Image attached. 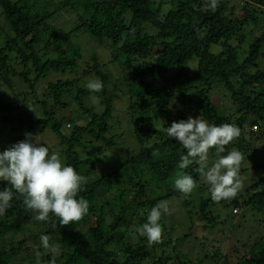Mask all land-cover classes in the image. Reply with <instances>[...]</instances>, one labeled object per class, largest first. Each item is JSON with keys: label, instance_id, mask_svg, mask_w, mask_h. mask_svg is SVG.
<instances>
[{"label": "trees", "instance_id": "obj_1", "mask_svg": "<svg viewBox=\"0 0 264 264\" xmlns=\"http://www.w3.org/2000/svg\"><path fill=\"white\" fill-rule=\"evenodd\" d=\"M50 1H45V7L53 8L48 10L38 0H0L1 16L11 31L4 34L0 28V84L5 92L13 93L12 100L0 98V123L10 126L14 121L2 114L23 109L19 120L28 124L24 134L51 128L60 139L63 162L87 178L77 198L86 199L90 207L83 220L62 227L55 217L50 222L36 221L23 197L14 195L12 207L0 215V264H43L53 259L55 264H143L148 259L152 264H166L167 249L174 243L170 236L164 233L162 243L148 246L146 237L137 231L153 206L175 195L174 180L186 150L167 136L166 128L173 121L199 116L210 124H235L241 135L222 155L233 149L244 157L249 153V122L260 130L258 134L252 131L257 136H252L253 141L264 137V0H240L243 17L234 14L232 0H219L214 11L204 10L205 0H59L57 9ZM64 9L74 12L71 19L78 24L62 32L53 21ZM80 31L100 47L88 54V61ZM257 31H263L262 35H256ZM213 45L221 47L220 53L211 51ZM98 53L104 55V62ZM196 58L197 67L191 66ZM80 60L86 64L81 65L79 79H86L87 85L98 77L103 82L101 92H90L73 78ZM107 65L115 68L105 72ZM52 73L58 75L40 99L35 88ZM14 80L18 89L32 90L40 117L29 115L33 108L11 87ZM120 86L129 92V129L138 150L105 171L98 158L124 145L119 140L125 134L118 130L113 115L117 96L112 91ZM218 91L230 102L233 113H226L229 106L216 97ZM90 95L101 100L102 111L86 104ZM64 110H76V116L60 118ZM210 159H216L215 149ZM197 168L193 163L184 171L197 181L194 191L201 197L199 208L205 220L213 221L208 216L212 206H242L258 224H264L261 182H254L229 203L215 202ZM7 186L0 182V191ZM231 214L236 217L232 210ZM86 225L90 229L85 234ZM41 235L58 245L59 257L42 247ZM177 256L178 264H189ZM238 264H264V232Z\"/></svg>", "mask_w": 264, "mask_h": 264}, {"label": "clouds", "instance_id": "obj_2", "mask_svg": "<svg viewBox=\"0 0 264 264\" xmlns=\"http://www.w3.org/2000/svg\"><path fill=\"white\" fill-rule=\"evenodd\" d=\"M218 3L219 0H205L204 10L214 11ZM86 87L90 92L99 93L103 90V82L99 79L89 80ZM92 99L95 103L99 102L98 97L94 96ZM69 127L68 124L67 128ZM252 131L254 134L260 132L255 125ZM166 134L186 150V154L180 156L179 171L174 180L175 189L184 196L190 195L197 188V181L184 171L193 163L198 166L199 175L209 185L213 201L234 199L243 191V154L233 149L222 155L226 146L241 135L238 126L232 123L210 124L200 116L189 117L187 120L173 121L166 128ZM25 136L24 140L0 151V182L8 185L0 191V215L6 214L12 207L11 201L15 195L17 198L23 197L25 207L35 214L36 221L50 222L55 217L62 227L80 222L88 214L90 207L86 199L77 198L82 186L87 183V178L73 166L66 165L58 152L50 153L49 147L38 142L31 133H26ZM212 149H215L214 160L210 159ZM241 207H236L234 213L238 214ZM170 214V202L167 200H161L148 212L147 221L137 229L141 237H146L148 246L163 242L164 229L160 220L162 216ZM40 240L45 250L53 255L58 252L57 246L50 244L48 235H41ZM40 255V252L36 253L38 259ZM51 264H55V259Z\"/></svg>", "mask_w": 264, "mask_h": 264}, {"label": "rangeland", "instance_id": "obj_3", "mask_svg": "<svg viewBox=\"0 0 264 264\" xmlns=\"http://www.w3.org/2000/svg\"><path fill=\"white\" fill-rule=\"evenodd\" d=\"M38 1L42 5V7L48 10L53 9L49 5L45 7L46 0ZM50 2H53L54 9L58 8L59 0H51ZM239 3V0L231 1V4L236 7L234 14L238 15L239 17H243L244 11L240 7ZM67 11L68 10L65 9L59 11V14H57L56 16L57 18L54 17L55 19L53 21V24H55V26H57L62 32L64 29L69 30V28L75 27L78 24L77 22H75V20L71 19L72 17H75L74 12H70V10L68 12ZM0 28L3 29L2 31L4 34L11 33L4 16H1V8ZM262 32L263 31H260L256 35H262ZM78 34L80 35L81 41L84 43V54L86 55V60L88 61V54H90L94 49L96 50L100 47L95 41L91 40V38L89 37L90 35H83L81 31L78 32ZM211 51L215 54H218L221 51V47L219 45H213L211 46ZM98 54L101 61L104 62L102 57L104 55L102 53ZM85 64V60L82 62L81 60L79 61L78 68L76 69V71H74L73 78H80L82 69L81 65H83L84 67ZM197 64V58L191 62V66L196 65L195 67H197ZM261 65L262 68H264V62ZM114 68L115 66L113 65H107L103 67V71L108 72L110 69ZM118 72H120V70H118ZM57 75L58 74L56 73H52L47 76L46 79H42L40 82H38L35 89L39 94L40 99L44 98L42 96V93L47 92V88L50 82H53L55 80L53 76L56 77ZM111 76V79L115 78V75L111 74ZM94 77L95 79H99L96 76ZM17 81L18 80H14L11 87H14V90H19V92H21V99L33 108L29 112V115L33 118L40 117L41 112L38 108L37 103H35L36 101L35 97L33 96L32 90H29L28 88L18 89L19 87ZM79 82L83 86L86 85V79H79L78 85ZM112 92L115 96H117V99H115L116 103L113 112L116 123L119 124L116 126L119 127V131H123L125 137L119 140L121 144H124L122 149L110 148L98 158L99 166H101V169L105 171L111 170L115 165L120 163L122 159L136 154L138 150L136 137L129 129L132 126L128 116V108L130 103L129 92L126 90L125 86L124 88L121 86L116 87ZM94 96L97 97L96 95H90L86 99V104L91 106L90 108H96L97 110L102 111L104 107L101 100H99L98 103L93 102L92 97ZM216 97L218 99H223L224 105L226 104L229 106V109L226 110V113H229L231 111L233 113L230 102L226 98H224V94L222 91H218ZM0 98L7 99L8 101L13 99V93L11 91L5 92L2 84H0ZM73 109H78V111H81V109L79 110V108ZM57 110L59 111L58 108ZM218 110L220 112L225 111L224 108H218ZM75 111L64 110V113H62L59 117H63L65 119L74 118L76 116ZM14 112L15 114L13 113V115L10 112H8L7 114H2L3 117H8V119L14 121L10 126L7 127L2 126V122L0 123V146L3 149H6L10 145L19 142L18 138L23 137L25 135L24 132L27 130L26 128L28 124H21L19 120V115H23L24 110L20 109ZM61 112L62 111H60V113ZM21 125L23 127L21 128V131L17 130L16 132H13L14 128L18 129L21 127ZM253 126L254 124L249 122L246 127V137L248 138L250 143L252 142V144L251 150L244 157L241 165V169L243 170V172H241V176L245 178V187L242 193H244L247 188L251 187L254 182L262 183V186L259 187V189L264 187V137L253 141L252 136H254V138L257 137L252 133ZM156 127L157 129H160V124L156 125ZM63 130H65L66 133L69 132L66 127H64ZM32 136L33 138L36 137V140L41 144H45V146L47 145L49 147L50 153L58 152L61 155L62 146L60 145V139L52 131L51 128H37L35 133L32 132ZM174 192L175 195L164 199L170 202L171 214L165 215L163 229L165 236H170V238L174 241V243L170 245L169 249H167V256L170 257V259H168V262L166 264H178L179 262L177 255H181V257H183L189 264H224L225 262L227 264H238L241 261V258H243V256H245L250 250L257 236L264 232V224H258V219H256V217H253L245 208L241 207L239 213L235 214V206L232 209L223 207V205L212 206L208 210V216L212 217V220L217 222L215 224H212L213 221H207L202 217L203 214L201 213L199 208L201 197H199L197 192L193 191L188 196H184L178 190H175ZM226 201L227 203H229L228 200ZM231 210L232 213L236 215V217L232 216ZM232 220L234 222H232ZM89 229V226L86 225L83 227L82 232L86 234ZM168 230L170 231V233H167ZM132 241L136 242L137 238H132ZM52 245H55L57 246V248H59L57 244ZM47 252L50 253L49 251ZM60 254L61 253L58 250L55 256L59 257ZM156 255L158 258L161 255V251L159 250ZM43 264H51V262H44ZM57 264L61 263L59 262ZM143 264H152V260L148 259L144 261Z\"/></svg>", "mask_w": 264, "mask_h": 264}, {"label": "built area", "instance_id": "obj_4", "mask_svg": "<svg viewBox=\"0 0 264 264\" xmlns=\"http://www.w3.org/2000/svg\"><path fill=\"white\" fill-rule=\"evenodd\" d=\"M255 131H257V128L255 127Z\"/></svg>", "mask_w": 264, "mask_h": 264}]
</instances>
